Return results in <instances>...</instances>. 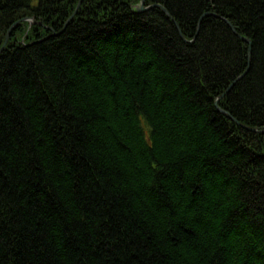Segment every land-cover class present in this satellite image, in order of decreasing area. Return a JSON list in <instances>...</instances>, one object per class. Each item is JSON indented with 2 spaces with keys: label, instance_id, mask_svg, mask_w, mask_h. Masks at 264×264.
I'll use <instances>...</instances> for the list:
<instances>
[{
  "label": "trees",
  "instance_id": "1",
  "mask_svg": "<svg viewBox=\"0 0 264 264\" xmlns=\"http://www.w3.org/2000/svg\"><path fill=\"white\" fill-rule=\"evenodd\" d=\"M140 1L0 0V264H264V0Z\"/></svg>",
  "mask_w": 264,
  "mask_h": 264
},
{
  "label": "water",
  "instance_id": "2",
  "mask_svg": "<svg viewBox=\"0 0 264 264\" xmlns=\"http://www.w3.org/2000/svg\"><path fill=\"white\" fill-rule=\"evenodd\" d=\"M80 2H81V0H80ZM80 2L78 3L77 8L79 7ZM153 7H157V6L152 5V6H149V7H147V8H144V0H141L140 5H139V6H136L135 9H136V12H138V13H142V12H144V11H147V10L153 8ZM158 7H160V6H158ZM163 11H164V10H163ZM76 12H77V11H75V13H76ZM75 13H74V14H75ZM71 18H72V17H70V19H71ZM70 19H69V20H70ZM69 20L67 21V23H66L65 25H67V24L69 23ZM23 21H29V22H30L31 20H29V19H24ZM9 34H10V31L7 33V36H6V38H5V41H4L3 45H2V47L0 48V53L4 50V48H5V46H6L7 42H8ZM244 41H245L246 43L249 44V41H247V40H245V39H244ZM219 99H220V98H219ZM253 131H254V130H253ZM254 132H255V131H254ZM261 133H262V132H261Z\"/></svg>",
  "mask_w": 264,
  "mask_h": 264
},
{
  "label": "bare ground",
  "instance_id": "3",
  "mask_svg": "<svg viewBox=\"0 0 264 264\" xmlns=\"http://www.w3.org/2000/svg\"><path fill=\"white\" fill-rule=\"evenodd\" d=\"M141 2V1H140ZM140 2L138 3V4H136L135 6H134V12L135 13H138V12H136V9H135V7L136 6H139L140 5ZM150 6H152V5H150ZM155 6H157V5H155ZM147 7H149V6H147ZM146 6H145V3H144V8H147ZM79 8V7H78ZM78 8H76V11L78 10ZM154 8V7H153ZM157 8H159L158 6H157ZM152 9V8H151ZM148 11V10H147ZM144 12H146V11H144ZM144 12H142V13H144ZM75 13V12H74ZM139 14V13H138ZM73 16H74V14H73Z\"/></svg>",
  "mask_w": 264,
  "mask_h": 264
},
{
  "label": "rangeland",
  "instance_id": "4",
  "mask_svg": "<svg viewBox=\"0 0 264 264\" xmlns=\"http://www.w3.org/2000/svg\"><path fill=\"white\" fill-rule=\"evenodd\" d=\"M24 22H28V21H24ZM12 27H13V26H12ZM12 27H11V28H12ZM8 32H9V31H8Z\"/></svg>",
  "mask_w": 264,
  "mask_h": 264
}]
</instances>
